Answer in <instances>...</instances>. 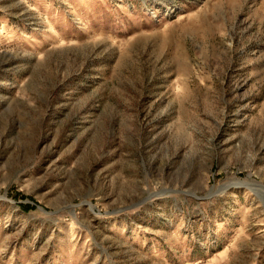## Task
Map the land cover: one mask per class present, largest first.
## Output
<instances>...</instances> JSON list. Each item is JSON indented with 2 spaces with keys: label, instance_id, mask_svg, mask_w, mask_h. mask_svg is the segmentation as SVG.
<instances>
[{
  "label": "rangeland",
  "instance_id": "1",
  "mask_svg": "<svg viewBox=\"0 0 264 264\" xmlns=\"http://www.w3.org/2000/svg\"><path fill=\"white\" fill-rule=\"evenodd\" d=\"M0 264H264V0H0Z\"/></svg>",
  "mask_w": 264,
  "mask_h": 264
},
{
  "label": "water",
  "instance_id": "2",
  "mask_svg": "<svg viewBox=\"0 0 264 264\" xmlns=\"http://www.w3.org/2000/svg\"><path fill=\"white\" fill-rule=\"evenodd\" d=\"M225 186H226V185H222V186L218 187V188L215 189V190L211 189L210 192L208 193V195H207L206 197H204L203 199L208 200V199H211V198H213V197H216V196L219 195V194H222L223 192L227 191L228 188L230 187V186H226L227 188H225ZM241 187H243V188H248L246 185H241ZM143 202H144V201L139 202V203H137V204H134V205L128 207L127 210H128V209L136 208V207L140 206L141 204H143Z\"/></svg>",
  "mask_w": 264,
  "mask_h": 264
}]
</instances>
